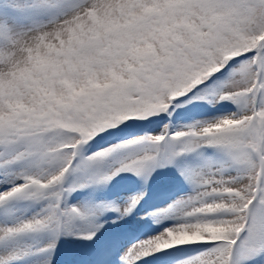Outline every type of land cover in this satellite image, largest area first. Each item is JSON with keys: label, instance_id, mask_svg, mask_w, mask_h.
Masks as SVG:
<instances>
[{"label": "snow or ice", "instance_id": "snow-or-ice-1", "mask_svg": "<svg viewBox=\"0 0 264 264\" xmlns=\"http://www.w3.org/2000/svg\"><path fill=\"white\" fill-rule=\"evenodd\" d=\"M0 264H264V0H0Z\"/></svg>", "mask_w": 264, "mask_h": 264}]
</instances>
